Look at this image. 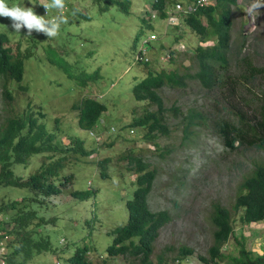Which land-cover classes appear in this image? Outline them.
<instances>
[{
  "label": "rangeland",
  "instance_id": "374dc122",
  "mask_svg": "<svg viewBox=\"0 0 264 264\" xmlns=\"http://www.w3.org/2000/svg\"><path fill=\"white\" fill-rule=\"evenodd\" d=\"M152 2L132 0L133 12L130 15L116 12V19H113L109 13L104 15L106 20L92 7L94 19L91 22L82 23L81 26L73 24L71 28L70 25L63 27L68 22L61 25L56 36L57 41H60L59 51L75 49L79 59H88L94 65H99L104 76L85 89L73 84V90L68 95L66 94L72 82L65 77L62 69L53 66L49 61H38L45 57L42 44L46 45L49 39L36 32L32 36L22 34L25 29L20 33L11 29L10 41L6 45L12 48L13 54H17L19 49L25 51L32 44L33 39L30 37L37 38L41 44L33 47L31 57L26 60L27 69L30 70L26 72L22 82L26 89L20 88L15 81H7L8 78L0 74V128L12 114L19 116L30 110L35 116H39L43 112L46 115L43 121L48 123L49 130H55L57 124L58 137L62 142L71 145L68 138L78 136L83 139L87 148L95 149L88 157L77 154L78 160L66 170L65 175L75 172L76 180L70 184L69 189L51 197L41 208V211H47V217L56 215V221L43 226L42 232H53L51 238L58 245L60 239L65 238L67 246L75 250L80 246H75L76 242L86 241L94 245L95 247L90 246V255L95 264L100 263L99 257L106 258V249L112 242V236L106 232L127 222L126 202L133 194L135 186L133 189L132 186L136 178L134 172L127 169V165L130 155L139 154L158 169L150 194L151 207L154 210H167L171 215L170 221L160 229L154 243L152 259L156 264H203L198 255H208V249L213 244L214 226L211 214L212 204L215 202H220L231 210L236 218L234 226L237 237L240 238L243 234L245 238L242 240L246 246L262 253L264 222L244 225L240 221L239 213L236 214L232 207L242 181L255 168L256 162L264 161V150L255 147L243 151L241 147L240 152L229 151L213 129L199 119H195V123L188 128L189 133H186L184 122L187 121L185 113L188 109L196 107L197 111L210 113L215 108L214 98L217 96L216 90L204 88L197 78L192 77L195 67L190 58L191 54L187 51L198 45L199 36L186 25L180 27L179 42L185 44L179 48L175 60L160 59V44L165 41L160 37L154 44L157 50L150 64L157 71L177 69L184 77L185 86H166L161 90L166 106L170 108L176 105L181 113L175 116L171 111L164 112L170 133L161 135L156 140L158 146L147 142L144 133L137 128L135 133L129 131L128 125L135 117L142 115L146 108L157 107L149 102H136L129 96L132 82L139 81L147 72L144 65L133 63L134 54L137 52L136 33L143 26L142 18L153 15L150 7ZM256 2L264 4V0H250L248 3L236 2L237 4L231 5V52L235 56L241 49V57L249 54L256 64L264 65V7L256 12L246 11ZM36 3L33 0L23 1L20 7H33L34 12L40 15L41 10ZM72 5L75 6V3ZM76 5L85 11L89 8L80 1ZM72 19L75 23L76 18L72 16ZM147 28L148 26L144 32ZM146 32L149 34L152 30L148 29ZM244 40V47L240 48ZM170 44L173 42L170 41ZM164 45L167 43L164 42ZM127 68L130 71H126ZM140 70L143 72L139 73ZM56 78L58 81L54 84ZM5 83L14 93L12 100L5 95ZM261 84L262 87L259 88ZM251 86H254L256 94L262 93L264 78L257 79ZM98 89L104 90L98 92ZM84 96L97 97L108 104V110L101 119L103 124L98 130L85 131L79 128V111L73 109V105ZM112 126L115 131L110 129ZM43 160L42 155L32 158L25 168L18 170V175L28 176L37 170ZM100 162H104L106 169H103ZM76 188H93L96 195L93 198L80 199L73 192ZM22 190L28 192L25 188L1 186L0 206L11 200H21L25 195ZM3 217L9 218L6 215ZM181 246L194 249V255L183 261L174 260ZM240 247L236 238L231 237L223 252L234 257L239 253ZM46 256L50 264L51 255ZM38 262L40 261L37 256L33 263ZM107 262L135 264L123 256L110 258ZM221 264L231 263L226 258Z\"/></svg>",
  "mask_w": 264,
  "mask_h": 264
},
{
  "label": "trees",
  "instance_id": "16d2710c",
  "mask_svg": "<svg viewBox=\"0 0 264 264\" xmlns=\"http://www.w3.org/2000/svg\"><path fill=\"white\" fill-rule=\"evenodd\" d=\"M167 0H157L154 8L160 10L162 18L166 16L164 6ZM236 0H218L217 7H209L200 11L196 16L187 20L188 26L200 35V41H206L212 36L217 37L216 44L210 47H198L195 59L197 70L192 77L197 78L201 85L208 90H216L215 108L210 113L195 111L190 107L185 114L188 118V128L199 119L211 127L220 139L225 149L240 152L254 149L264 150V90L256 94L254 86L250 85L257 79L264 78V65H258L249 54L241 57L240 51L232 55L231 27L233 19L229 3ZM49 17L54 13L51 9ZM86 17H88L86 15ZM67 18V17H66ZM70 21L69 24H72ZM206 23V24H205ZM2 22H0V27ZM9 32V31H8ZM31 45L25 51L19 49L13 54L12 48L6 45L10 35L0 30V74L7 81H15L19 87L22 85L27 69L26 60L31 57L33 47L41 44L33 38ZM54 39V38H52ZM245 39V37H244ZM245 40L240 48L244 47ZM45 57L38 60L41 63L49 61L54 66L64 70L81 67L93 75L80 73H67L86 86L87 78H94L92 82L103 79L101 67L94 65L88 59L72 60L65 53L57 50L54 42L42 44ZM88 57V55H86ZM148 66V63H145ZM148 69L147 75L139 81L132 82L130 88L133 99L138 102H150L156 109L146 108L142 116L135 117L132 126L142 128L145 139L158 146L157 138L162 134L168 135L170 128L164 112L171 111L176 116L181 113L178 106L167 107L161 90L165 86H184V77L177 69L170 72L162 71L159 74ZM262 87V84L259 88ZM245 89L247 92H245ZM4 92L9 100L14 99V93L5 83ZM249 98L247 99V97ZM100 101V100H99ZM97 99L84 98L78 101L74 108L79 110L78 124L82 129L94 128L107 110L106 103ZM40 112L35 116L30 110L22 115L12 114L6 119L5 125L0 128V187L13 186L25 188V195L21 200H11L0 206V212L8 214V223L12 228L13 248L9 255L10 264H33V259L43 252L58 253L50 238V234H42L39 230L43 226L54 222L55 216L47 217V211H41L47 200L62 194L69 189L70 184L76 180L75 172L66 174V170L78 160L77 154L88 157L95 149L85 146L83 139L70 137L71 145H65L57 139L56 131H49L40 118ZM35 154H46L48 161L40 169L30 173L29 177L18 176V170L25 168ZM129 169L137 174L135 189L128 200L129 222L117 231L108 252L111 256L124 255L128 259L137 260L139 264H155L152 259V243L158 235L159 229L170 220L167 211L154 212L150 209L148 198L157 177V169L144 159L143 156L129 157ZM106 169L104 162H100ZM105 175V174H104ZM80 199L89 196V190L75 189ZM242 224L259 223L264 221V161L256 162L255 168L245 177L239 186V193L232 207ZM212 223L214 229V243L209 248L208 256H200L207 264H221L228 258L231 264H264V244L262 253L248 248L242 238L237 237L234 223L236 218L230 209L215 202L212 204ZM235 237L240 250L237 256L231 257L222 252L223 246ZM193 250L180 248V257L192 254ZM71 264H92L87 256L85 247L77 248L69 257Z\"/></svg>",
  "mask_w": 264,
  "mask_h": 264
},
{
  "label": "clouds",
  "instance_id": "9594fccd",
  "mask_svg": "<svg viewBox=\"0 0 264 264\" xmlns=\"http://www.w3.org/2000/svg\"><path fill=\"white\" fill-rule=\"evenodd\" d=\"M23 1H32V0H0V22H2V26L0 27V30H3L5 32H7L9 35L12 34L11 33L12 32L11 29L14 32H17V33H20L22 30L25 29V31L22 34H25V35L27 34V36H32L33 32H36L37 34H43L44 36H46L49 39V42L47 44H49L50 42H54L57 50H59L58 44H59L60 41H57L58 38L56 36L58 35L60 27H61L62 24H66L67 22L70 23V21L73 20L72 16H74L76 18V22L72 23V24L65 25L63 27L66 28L67 26L70 25V28H71V26H73V24L81 26L82 23L91 22L94 19V16L92 15V11H91L92 7H95L97 9L99 15L102 16L103 20H106L104 15L109 14V13L111 14V17L113 19H116L114 17V13H116V12L120 13V14H123L125 16L130 15L133 12L132 11V9H133L132 0H33V1L37 2L35 5L38 6L40 8V10H41L40 15H37L34 12L33 7H29V8L20 7V5L22 4ZM77 1H80L81 3L87 4L89 6V8H87L86 11L81 9L80 7H78L76 5ZM152 1L153 2L150 5V7H151V12L153 13V15L152 16H147L146 19L142 18L143 26L140 29H138L137 33H136L135 45H136L137 52H136V54H134V63H133V65L135 63H139L140 65H144L147 68V71H148V69H151L152 71H154L153 73L159 74L162 71L170 72L172 70L160 69V70L157 71V70L153 69L152 67H150V64L153 61V54L157 50V48L154 45L156 43V41L160 37H163L165 39L164 42L167 43V45H164V42L162 41L161 44H160V46H161L160 53H159L160 59H162L163 61L175 60V56H176V53L178 52L179 48L185 44L183 42H179L180 41V37H181V34L179 32L180 31V27L184 24V26L186 25L192 32H194L196 35H198L200 37V35L197 32H195L194 30L191 29L190 26H188L187 20L191 16L198 15L200 13V11H202L204 9H207L209 7H217L218 6V0H167L166 3H165V6H164V12L166 13V16L164 18L161 17L160 10L158 8H154L153 7V3L156 2L157 0H152ZM236 2H238V4H243V3L250 2V0H236L235 2L229 3L230 9H231V15L230 16H232L231 5L237 4ZM73 3H75V6L72 5ZM261 7H264V4H260L259 2L252 3L250 5V8L247 9L246 11L248 13H251L253 10H255V12H256V10L261 8ZM51 9L53 10L54 13H58L57 15H54L52 18L49 17V15H50L49 11ZM86 15L88 17H86ZM146 15H148V14L146 13ZM153 18H155V21H153ZM146 26H148L146 31L148 29H151L152 30L151 33L147 34L146 31L144 32V29H145ZM52 38H54V39H52ZM170 41L173 42V44H170ZM216 41H217V37L216 36H212L211 38H209L206 41H200V38H199L198 45L196 47H194L193 49H190V50L187 51L189 54H191L190 58L192 59V61L194 63L193 65L195 67V73H196V70H197V61L195 59V55L197 53V48L198 47L206 48V47L213 46V45L216 44ZM174 42H176V43H174ZM63 53H65V55L69 59L76 60L78 58L76 56V51L73 48L68 49V50H66ZM145 63H148V66ZM60 69H62V68L60 67ZM62 71H63V74L65 75V77L68 78L69 80H71V82H72L70 90H69V92L66 95L70 94L71 91L73 90V84L78 86L79 88L85 89L87 86H89V84L93 83L92 81L94 80V78H87L89 80L88 84L86 86H82V85L79 84V81L77 79L72 78V76L67 73V71H68V72H72L73 74H76V75L80 74V73H86V74L93 75L92 72H90V71H88L86 69H83L81 67L69 68L67 70L62 69ZM126 71H130V68H127ZM142 72L143 71L140 70L139 73H142ZM147 74L148 73L146 72V75ZM143 77H145V76H143ZM50 81H51V79H50ZM50 81H49V83H50ZM57 81H58V79L56 78V80L53 83L55 84ZM97 81H99V80H97ZM132 86H133V84H132ZM102 90H104V89H102ZM102 90L98 89V92H101ZM129 96L132 97V99H133L131 91H130ZM87 97L90 98V99H97L99 101V99L97 97H90V96H84L82 99L87 98ZM81 100H79V101H81ZM136 102H138V101H136ZM104 103H106V102H104ZM106 105L108 107L107 103H106ZM174 106H176V105H174ZM73 109H75L74 105H73ZM192 109L197 111L196 107H193ZM75 110H77V109H75ZM107 110H108V108H107ZM77 111H79V110H77ZM106 111H104V112H106ZM44 115H45V113H44ZM142 115H140V116H142ZM45 116H44V118H45ZM103 116H104V114H103ZM137 117H139V116H137ZM44 118H40L39 121L40 122H44L43 121ZM185 118L187 119V121L184 122V127L186 128V126L188 124V118H187V116H185ZM101 119H100L99 123L92 129L98 130L99 126L103 124V123H101ZM78 121H79V116H78ZM44 123L46 124V127L48 129V126H47L48 123H46V122H44ZM131 124L132 123H130L128 125L130 133H135V131H136L135 128H137L138 130H140L141 132L144 133V138H145L144 130L142 128L132 126ZM56 125H55V130H49V129L48 130L49 131H56V133H57ZM79 128L81 130L88 131L87 129H82L80 126H79ZM123 128H124V126H123ZM110 129L112 131L116 130L113 126ZM162 135H164V134H162ZM75 137H78V136H75ZM57 139L60 140V138L58 137V133H57ZM68 140L71 142L70 137L68 138ZM62 143H64V142H62ZM149 143H153V142H149ZM64 144L65 145H70V144H67V143H64ZM35 155L44 156V160L41 163V165L44 162L48 161V159L46 158V154H35ZM38 156H34L33 155L32 158H35V157H38ZM131 156L132 157L133 156L134 157H139L140 155L139 154L138 155H130V157ZM41 165L37 168V170L40 169ZM129 165H130V159H129L128 165H127V169L128 170H130L128 168ZM152 167H154V166L152 165ZM154 168H156V167H154ZM36 171H34V172H36ZM157 171H158V169H157ZM34 172H32V173H34ZM29 175L28 176H24V177L27 178V177H29ZM135 175H136V178H137V174H135ZM157 175H158V173H157ZM18 176H22V175H18ZM93 176H96V175H93ZM136 178H135V180H136ZM135 180L133 182H135ZM155 180H154V183H155ZM154 183H153V187H154ZM134 186L135 185L132 186V189H133ZM79 190H81V189H79ZM87 190H89V196L86 197L85 199L93 198L96 195L95 189L91 188V189H87ZM152 190H153V188H152ZM16 200H18V199H16ZM128 200L126 202V208H127V212H128L127 222L125 224L117 227L116 229H114L112 231L110 229L108 232H106L107 234H110L112 236V242L108 245V247L106 249L107 250L106 258H103L102 256H100L99 259H98V261L100 263H98V264H108L107 261H109L110 258H115L117 256L125 257L124 255L111 256L109 254V252H108V248L113 243L114 237L117 235V231L120 228L125 227L128 224V222H129L130 214H129V209H128ZM93 202H97V201H93ZM148 202H149L150 209L152 211H154V212L167 211V210H154L151 207V205H150V195H149V198H148ZM167 212L169 213V211H167ZM3 215L8 216V214L0 212V261L1 262L3 261L4 264H10L9 255H10V252L12 251V248H13V244H12L13 238H12V234L9 233V229H11L12 226H11V224L8 223V219L9 218L5 219L3 217ZM169 215H170V213H169ZM170 217H171V215H170ZM55 221H56V218H55L54 222ZM211 221H212V219H211ZM262 222H264V221H262ZM51 223H49V224H51ZM246 225H248V224H246ZM160 229H159V232H160ZM214 229H215V227H214ZM39 230L41 231L42 234H44L42 232L41 228ZM159 232H158V235H159ZM52 233L53 232H48V233H45V234H50V238H51ZM213 233H214V231H213ZM158 235L156 236L155 240L152 243V251H153L152 255L154 253V243H155ZM241 235H243V234H241ZM51 240L54 243V245L56 246V248H58L59 252L58 253L43 252L42 254L38 255L40 262L33 263V264H49L48 262L42 261V259H41L43 256H46V255H51L52 256V260L49 261L50 264H71L70 261H68L69 257H71L75 253L77 248H79L81 246L85 247L86 256H87L88 260L92 264H95L92 261V260H94L93 257L90 255V252H91L90 246L95 247L94 245H90L86 241L76 242L75 246H78V245H80V246L77 247L76 250H75L74 248H70V247L67 246V244H68L67 240L65 238H63V237L60 239L59 245L52 238H51ZM213 243H214V236H213ZM224 246H223V248H224ZM180 248L192 249V248H189L187 246L179 247L178 254L174 258V260L183 261V260H186L189 256L194 255V253H195L194 249H192L193 250L192 254H188V255H186L184 257H180ZM223 248H222V252H223ZM100 255H101V253H100ZM152 255H151V259H152ZM208 255H209V249H208ZM208 255H198V259L203 264H207V263L203 262L200 259V256H208ZM237 255H235V256H237ZM51 256H50V258H51ZM63 256H64L65 259L63 258ZM130 260L133 261L135 264H139V262L137 260H132V259H130ZM152 261H153V259H152Z\"/></svg>",
  "mask_w": 264,
  "mask_h": 264
},
{
  "label": "crops",
  "instance_id": "0c3cea01",
  "mask_svg": "<svg viewBox=\"0 0 264 264\" xmlns=\"http://www.w3.org/2000/svg\"><path fill=\"white\" fill-rule=\"evenodd\" d=\"M41 259H42V261H46V262H48V257H47V256H43ZM50 260H52V259L49 257V261H50Z\"/></svg>",
  "mask_w": 264,
  "mask_h": 264
},
{
  "label": "built area",
  "instance_id": "2783aa9c",
  "mask_svg": "<svg viewBox=\"0 0 264 264\" xmlns=\"http://www.w3.org/2000/svg\"><path fill=\"white\" fill-rule=\"evenodd\" d=\"M0 264H4V262L3 261L2 262L0 261Z\"/></svg>",
  "mask_w": 264,
  "mask_h": 264
}]
</instances>
